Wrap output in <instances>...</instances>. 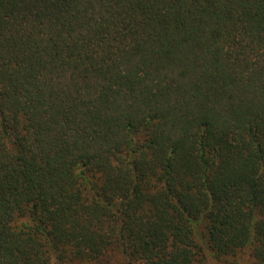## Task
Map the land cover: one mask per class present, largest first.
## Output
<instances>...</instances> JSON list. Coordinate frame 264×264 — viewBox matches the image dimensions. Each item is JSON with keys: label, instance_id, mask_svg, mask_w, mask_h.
<instances>
[{"label": "trees", "instance_id": "trees-1", "mask_svg": "<svg viewBox=\"0 0 264 264\" xmlns=\"http://www.w3.org/2000/svg\"><path fill=\"white\" fill-rule=\"evenodd\" d=\"M264 264V0H0V264Z\"/></svg>", "mask_w": 264, "mask_h": 264}, {"label": "rangeland", "instance_id": "rangeland-1", "mask_svg": "<svg viewBox=\"0 0 264 264\" xmlns=\"http://www.w3.org/2000/svg\"><path fill=\"white\" fill-rule=\"evenodd\" d=\"M200 260L198 264H255L256 261L251 258L248 252H242L235 258L218 259L206 248L202 249V254L199 257ZM90 264H125L122 258L116 254L112 253L108 257L104 258L99 263Z\"/></svg>", "mask_w": 264, "mask_h": 264}]
</instances>
